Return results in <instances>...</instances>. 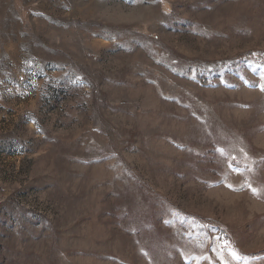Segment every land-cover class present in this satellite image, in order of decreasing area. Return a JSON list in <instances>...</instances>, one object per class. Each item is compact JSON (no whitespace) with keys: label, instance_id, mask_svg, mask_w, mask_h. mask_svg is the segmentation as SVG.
<instances>
[{"label":"rangeland","instance_id":"obj_1","mask_svg":"<svg viewBox=\"0 0 264 264\" xmlns=\"http://www.w3.org/2000/svg\"><path fill=\"white\" fill-rule=\"evenodd\" d=\"M262 88L264 0H0V264H264Z\"/></svg>","mask_w":264,"mask_h":264},{"label":"snow or ice","instance_id":"obj_2","mask_svg":"<svg viewBox=\"0 0 264 264\" xmlns=\"http://www.w3.org/2000/svg\"><path fill=\"white\" fill-rule=\"evenodd\" d=\"M262 90H264V88H262ZM253 191L255 192V189ZM230 255H232L233 259L237 261H239L240 259H243L242 257L238 256V254L235 253L234 251L230 252Z\"/></svg>","mask_w":264,"mask_h":264}]
</instances>
